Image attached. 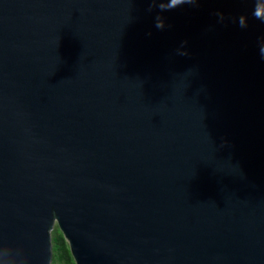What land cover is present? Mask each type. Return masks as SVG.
Instances as JSON below:
<instances>
[{"label": "water", "instance_id": "1", "mask_svg": "<svg viewBox=\"0 0 264 264\" xmlns=\"http://www.w3.org/2000/svg\"><path fill=\"white\" fill-rule=\"evenodd\" d=\"M159 2L0 0L11 264H51L55 226L76 264H264L255 0H195L164 29Z\"/></svg>", "mask_w": 264, "mask_h": 264}, {"label": "clouds", "instance_id": "2", "mask_svg": "<svg viewBox=\"0 0 264 264\" xmlns=\"http://www.w3.org/2000/svg\"><path fill=\"white\" fill-rule=\"evenodd\" d=\"M194 3L195 0H160V2L157 4L152 3L150 5L149 11H151L152 7L158 6L160 11L156 17L155 26L158 29H164L166 24L164 18L161 16V13L178 8L179 6L184 4ZM216 15L221 19L223 18V14L220 12H217ZM252 16L254 19L259 20L261 23H264V0H255ZM238 25L241 28L247 27V17L243 15L240 16L238 19ZM260 54L261 58L264 59V43H261L260 45ZM0 264H11V262L7 258L6 252H0Z\"/></svg>", "mask_w": 264, "mask_h": 264}, {"label": "trees", "instance_id": "3", "mask_svg": "<svg viewBox=\"0 0 264 264\" xmlns=\"http://www.w3.org/2000/svg\"><path fill=\"white\" fill-rule=\"evenodd\" d=\"M51 264H76L69 244L57 226L52 230V261Z\"/></svg>", "mask_w": 264, "mask_h": 264}]
</instances>
